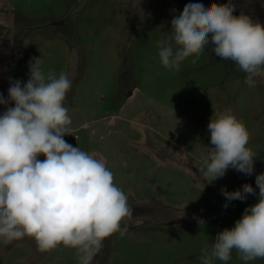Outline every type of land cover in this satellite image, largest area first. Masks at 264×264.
Wrapping results in <instances>:
<instances>
[{
    "label": "rangeland",
    "instance_id": "1",
    "mask_svg": "<svg viewBox=\"0 0 264 264\" xmlns=\"http://www.w3.org/2000/svg\"><path fill=\"white\" fill-rule=\"evenodd\" d=\"M0 264H264V0H0Z\"/></svg>",
    "mask_w": 264,
    "mask_h": 264
}]
</instances>
